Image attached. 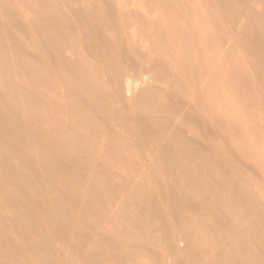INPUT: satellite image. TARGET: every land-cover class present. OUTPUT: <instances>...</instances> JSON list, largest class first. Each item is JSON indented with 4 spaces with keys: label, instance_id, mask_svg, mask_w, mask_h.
I'll list each match as a JSON object with an SVG mask.
<instances>
[{
    "label": "rangeland",
    "instance_id": "374dc122",
    "mask_svg": "<svg viewBox=\"0 0 264 264\" xmlns=\"http://www.w3.org/2000/svg\"><path fill=\"white\" fill-rule=\"evenodd\" d=\"M12 1L0 6L18 42L0 62V264H264V141L243 147L241 128L261 107L237 90L208 100L207 75L141 23L156 0ZM117 3L132 22L118 34ZM236 22L214 32L243 55Z\"/></svg>",
    "mask_w": 264,
    "mask_h": 264
},
{
    "label": "bare ground",
    "instance_id": "6f19581e",
    "mask_svg": "<svg viewBox=\"0 0 264 264\" xmlns=\"http://www.w3.org/2000/svg\"><path fill=\"white\" fill-rule=\"evenodd\" d=\"M19 1V0H17ZM23 1V0H22ZM25 1L27 0H24V4ZM46 1V0H45ZM51 1H55V0H51ZM50 1V2H51ZM59 1V0H58ZM57 1V2H58ZM69 1V0H68ZM73 1V0H72ZM83 1V0H82ZM91 1V0H90ZM126 1V0H125ZM123 0V2H125ZM135 1H138V0H135ZM134 1V2H135ZM205 3L207 4L206 7L204 8V10H202L203 8H199L200 10L202 11H198L195 10V8L193 7V5L191 7H193L194 10L191 9V7H189V2H191V0L188 2L187 4V0L185 2V0H156V3L155 5L151 8L152 10H147V13L145 15H143L141 18V23L144 22V24L146 23H149L151 24V27L153 30L154 28L157 29L159 32L158 34H163L165 37L163 40H167V38H169V43H171V45L174 47L175 46V49L173 50L172 49V46L170 47L171 50L173 51H176L178 52L177 54V58L178 59V62H179V65L182 64L181 66L184 65V67L186 68L187 66L188 68H190V72H192V70H195L196 73L198 75L195 74L194 72V77L195 76H201L202 77V74L204 75H207L206 77V80L202 82V79L204 78H198L197 80L201 79L200 83L202 82L201 85H203L202 87L204 88V90H202L204 93H206V96L207 98L209 97L211 101H214V103L217 102L218 100V103L221 102L222 105H224L225 103H223L222 101V98L224 96V94L228 93V91L230 92H235L237 90L238 92V95L239 97L243 96V101H244V104L248 103V104H254L253 107H258L260 106L261 110H260V113H259V116H256L258 115V113L256 114L255 112H249V114L251 113L252 115L254 114L255 117L253 118H249L247 117L246 115H244V117L242 118V121L241 123V128H242V131H243V137H244V146H247L248 148H251L249 147L250 145L253 147L257 146L259 147L260 146V143H259V140H262L264 141V0H211V3L209 2L210 0H204ZM11 2H13L11 0ZM14 2H16V0H14ZM29 2V0H28ZM38 2V1H36ZM47 2V1H46ZM49 2V1H48ZM76 2V1H75ZM80 2V1H79ZM85 2V1H84ZM106 2V1H105ZM118 2V1H117ZM128 2V1H126ZM146 2V1H145ZM152 2V0H151ZM154 2V1H153ZM194 2V1H193ZM8 3V0H0V6H4L6 7V4ZM18 3V2H17ZM22 3V2H21ZM33 4V2H30V4ZM41 3V2H40ZM73 3V2H71ZM87 2H85L86 4ZM108 3V2H107ZM120 3V2H119ZM119 7L117 8H120L118 11H117V14L119 16V22L116 23L114 21V23L112 25H114L116 23V30L115 32L117 31L118 33H121L124 29L126 30V28H128V26L130 27V22L129 23V20L128 18L131 16L129 14V11H128V14L130 15L128 17V14H126V11H124L125 7L122 6V8L120 7L121 3L119 4ZM148 3V2H147ZM201 2H199L200 4ZM209 3V4H208ZM32 4L30 5L31 8H32ZM45 4V3H44ZM51 4V3H50ZM54 4V3H53ZM57 4H61V2H58ZM68 4V3H67ZM76 4V3H75ZM74 6L72 5V8H77L76 6L78 5H75ZM90 4V2H89ZM94 4V3H92ZM109 4V3H108ZM116 4V3H115ZM143 4V3H142ZM153 4V3H151ZM198 3H196L195 5H197ZM18 5V4H17ZM40 5V4H39ZM47 5V4H46ZM96 5V3H95ZM105 5H107L105 3ZM117 5V6H118ZM125 5V3H124ZM145 5V4H144ZM22 6H25V5H22ZM53 6V5H52ZM51 6V7H52ZM58 5H56V8H57ZM79 6V5H78ZM111 6V5H110ZM139 6V5H138ZM141 6V4H140ZM139 6V7H140ZM2 7V8H4ZM9 7V6H8ZM39 7V6H37ZM60 7V6H59ZM63 7V6H62ZM87 7V6H85ZM91 7V6H90ZM101 7V6H100ZM109 7V6H108ZM200 7V6H199ZM214 7V8H213ZM1 8V7H0ZM10 8V7H9ZM26 8V7H24ZM28 8V6H27ZM46 9V6L43 7ZM70 8V7H69ZM70 9V10H73V9ZM94 8V7H93ZM112 8V7H111ZM111 8L109 7V9L111 10ZM142 8V7H141ZM198 8V7H197ZM6 10V8H4ZM8 9V8H7ZM30 9V8H29ZM38 8H36L35 10H37ZM81 9V8H80ZM149 9V7H148ZM20 10V9H19ZM24 10V9H23ZM34 10V11H35ZM47 10H50L51 9H47ZM64 11V9H62ZM79 9H76V11H78ZM91 10V8H90ZM89 10V12H90ZM99 10V9H98ZM103 10V9H102ZM131 10V9H130ZM1 12V16L3 17L4 15V12L2 13V9L0 10ZM11 11V10H10ZM21 11V10H20ZM27 11V10H26ZM30 10H28V13H29ZM81 11V10H80ZM83 11V10H82ZM87 11H88V7H87ZM94 11V10H93ZM112 11V10H111ZM139 12V10H137ZM9 12V10H8ZM6 11V14L8 13ZM17 12V11H16ZM24 12V11H22ZM31 12V11H30ZM33 12V11H32ZM37 12V11H35ZM65 12V11H64ZM75 12V11H74ZM103 12V11H102ZM113 12V11H112ZM12 13V12H11ZM27 13V14H28ZM48 13V11H47ZM77 13V12H76ZM83 13V12H82ZM91 13V12H90ZM88 13V14H90ZM94 13V12H92ZM137 13V12H136ZM3 14V15H2ZM10 14V12H9ZM25 13H23L24 15ZM31 15H33L32 13H30ZM54 15V13H51ZM73 14V12H72ZM75 14V13H74ZM73 14V15H74ZM78 14H80L78 12ZM113 14V13H112ZM110 13V16L112 15ZM57 15V13L55 14ZM77 14H75L76 16ZM82 15V14H81ZM0 16V17H1ZM6 16V15H5ZM8 16V15H7ZM60 16V15H59ZM80 16V15H78ZM90 16H93V15H90ZM114 16V15H113ZM139 16V15H137ZM29 17V15H28ZM30 17H33V16H30ZM77 17V16H76ZM136 17V16H135ZM5 18V17H4ZM27 18V17H26ZM38 18V17H37ZM36 18V19H37ZM78 18V17H77ZM81 18V16H80ZM82 18H85L82 16ZM113 18V17H112ZM133 18V17H132ZM219 18L221 19V21L219 20ZM31 19V18H29ZM28 19V20H29ZM54 19V17H53ZM56 19V18H55ZM111 19V17H110ZM115 19V18H114ZM130 19V18H129ZM135 19V18H134ZM139 19H140V16H139ZM243 19V21L241 20ZM6 20V19H5ZM27 20V19H26ZM27 20V21H28ZM32 20H35V18H33ZM59 20V19H58ZM79 22H81L80 20L81 19H78ZM94 20H96L94 18ZM98 20V18H97ZM113 20V19H112ZM133 21V19H131ZM237 20H239L238 24H239V27H241L240 25L242 24L243 22V25L240 29L239 32H241V35L239 36V40L242 41L244 47H245V53L243 55L239 54L238 52H236V50H233V49H229V51H231V53H229L227 51V54L226 51H223V45H224V41L223 40H219V37L217 38L218 40H216V36L215 35L216 33L214 32L216 30V25L218 26V30H221L219 29V27H222V26H219L220 25H224L226 27H231L232 28V24L235 25V23L237 24ZM84 21V20H83ZM85 21H86V18H85ZM87 21H90L87 19ZM100 21V20H98ZM140 21V20H139ZM241 21V23H240ZM0 22H1V18H0ZM9 22V21H7ZM37 24L39 21H35ZM127 22L129 25H127ZM212 22V23H211ZM221 22V23H220ZM2 23L1 22V26L2 27ZM10 23V22H9ZM8 23V25H9ZM32 23V22H30ZM91 23V21H90ZM89 22H83V24H90ZM93 23V22H92ZM211 23V24H210ZM215 23V26H213V24ZM227 23H232L231 25H227ZM4 24V23H3ZM11 24V23H10ZM24 24V23H23ZM50 24V23H49ZM140 24V23H139ZM142 24L145 28V25ZM149 24V25H150ZM7 25V26H8ZM33 25H36V24H33ZM48 25V24H47ZM51 25V24H50ZM61 25V24H60ZM83 25V26H84ZM95 25V24H94ZM106 25V23H105ZM122 25V26H121ZM141 25V24H140ZM147 25V27L149 26ZM37 26V25H36ZM40 26V25H39ZM43 25L41 24V27ZM98 26V24H97ZM101 26V25H100ZM121 26V27H120ZM213 26V27H212ZM32 27V26H30ZM48 27V26H47ZM45 27V28H47ZM56 27V26H55ZM59 27V26H58ZM96 27V26H95ZM102 27V26H101ZM107 27V26H106ZM104 27V28H106ZM114 26H112V29H113ZM135 27V26H134ZM142 27V26H141ZM216 27V28H215ZM237 26H235L236 28ZM4 28V26H3ZM6 28V27H5ZM8 28V27H7ZM36 28V27H34ZM44 28V27H43ZM42 28V29H43ZM44 28V29H45ZM93 28V27H92ZM91 28V29H92ZM150 28V27H149ZM215 28V29H214ZM66 29V28H65ZM74 29V28H73ZM86 29V30H85ZM91 29H88V28H84L83 31H87L89 30L88 32L91 31ZM94 29V28H93ZM92 29V31H93ZM102 29V28H99V30ZM109 29V27H108ZM115 29V27H114ZM134 29V28H133ZM230 29V28H229ZM0 30H3L2 28ZM6 30V29H5ZM50 30V29H48ZM58 30V29H57ZM55 29V31H57ZM144 29H142L143 31ZM156 30V31H157ZM224 30V28L222 29ZM242 30V31H241ZM11 31V29L9 30ZM8 31V32H9ZM17 31V29H16ZM14 31V32H16ZM38 31H40L38 29ZM46 30H44L45 32ZM145 31H149V30H144ZM155 30H153L152 32H154ZM238 31V30H237ZM29 32V31H28ZM42 32V31H41ZM87 32V33H88ZM111 32V31H110ZM109 32V33H110ZM116 32V34H118ZM131 32V30H130ZM151 32V31H150ZM149 32V33H150ZM222 31H220L221 33ZM226 32V31H225ZM40 33V32H39ZM46 33V32H45ZM43 33V34H45ZM56 33V32H55ZM85 33V32H83ZM112 33V32H111ZM156 33V32H155ZM223 34H225L224 32H222ZM221 33V34H222ZM47 34V33H46ZM50 34V33H49ZM54 34V33H53ZM128 34V33H127ZM152 34V33H151ZM150 34V35H151ZM154 34V33H153ZM160 34V35H161ZM228 34V33H226ZM13 36H15V34H12ZM52 35V33H51ZM61 35V34H60ZM76 35V34H75ZM85 35V34H84ZM92 35V34H91ZM131 35V34H130ZM220 35V34H219ZM45 36V35H44ZM50 36V35H49ZM90 36V35H89ZM94 36V35H93ZM156 36V35H155ZM162 36V35H161ZM160 36V37H161ZM229 36V35H228ZM16 37V36H15ZM92 37V36H91ZM103 37V36H102ZM118 37H120L118 35ZM116 36V39L118 38ZM133 37V36H132ZM132 37H130L132 39ZM25 38V37H24ZM41 38V37H40ZM46 38V37H45ZM50 38H52L53 40V36H51ZM55 38V37H54ZM82 38V37H81ZM84 38V37H83ZM87 38V37H86ZM89 38V37H88ZM223 39V37H220ZM225 38V36H224ZM38 39V38H37ZM94 39V38H92ZM119 39V38H118ZM129 39V38H128ZM129 39V40H131ZM226 39V38H225ZM45 40V39H44ZM43 40V42H44ZM49 40V39H48ZM47 40V41H48ZM51 40V41H52ZM65 40V39H64ZM86 39L84 38L83 42L85 41ZM142 40V39H141ZM161 40V39H159ZM50 41V40H49ZM56 41V39H55ZM87 41V40H86ZM136 41V39H135ZM229 41V40H228ZM46 42V41H45ZM54 42V41H52ZM61 42V41H60ZM59 42V44H61ZM93 42V41H92ZM95 42V41H94ZM93 42V43H94ZM112 42V41H111ZM110 42V43H111ZM119 42V40H118ZM164 42V41H163ZM168 42V40L165 42V45L166 43ZM236 42V40H235ZM57 43H58V40H57ZM76 44V42H74ZM115 43V42H114ZM113 43V44H114ZM234 43V42H233ZM232 43V44H233ZM18 45V42H17V39L15 38H11V37H8L7 36V31H0V62H1V58L5 57V54L8 52L10 53L9 51H14V50H17L18 48H16V46ZM20 44V43H19ZM55 44V43H54ZM63 44V43H62ZM65 44V43H64ZM106 44V43H105ZM104 44V45H105ZM108 44V43H107ZM229 44V43H228ZM40 45V43L38 44ZM47 45V44H46ZM49 45V44H48ZM58 44H56V47H57ZM86 45V44H84ZM104 45H101V46H104ZM123 45V44H122ZM121 45V46H122ZM169 45V44H168ZM167 45V47H168ZM230 45V44H229ZM228 45V47H229ZM42 46V45H41ZM45 46V45H44ZM97 46V45H96ZM111 46L112 48V45H109ZM19 47V46H18ZM24 47V46H23ZM40 47V46H39ZM50 47V46H49ZM52 47V46H51ZM60 47V46H59ZM89 47V45H88ZM91 47V46H90ZM167 47L165 49H167ZM227 47V46H226ZM227 47V48H228ZM16 48V49H15ZM53 48V47H52ZM50 48V49H52ZM62 48V47H61ZM64 48V47H63ZM94 48V47H93ZM97 48V47H96ZM231 48V46H230ZM14 49V50H13ZM40 49H42L40 47ZM104 49H107L106 46ZM113 49V48H112ZM132 49V48H131ZM161 49V48H160ZM224 49H225V45H224ZM43 50V49H42ZM55 50V49H54ZM92 50V49H91ZM169 50V49H168ZM170 50V52H171ZM11 51V53H12ZM20 51V50H19ZM59 51V50H58ZM76 51V50H75ZM78 51V50H77ZM234 51V52H233ZM18 52V50L16 51V53ZM23 52V51H22ZM61 52H62V49H61ZM66 52V51H65ZM108 52V51H107ZM106 52V53H107ZM167 53H170L168 51H165ZM237 54H236V53ZM7 53V54H8ZM14 53V52H13ZM51 53V52H50ZM56 53V52H55ZM60 53V52H59ZM64 53V52H63ZM105 53V51H104ZM109 53V52H108ZM113 53V52H112ZM20 54V53H19ZM67 54V53H66ZM174 54V53H173ZM172 54V55H173ZM227 54V55H226ZM12 55V54H11ZM11 55H10V60H11ZM16 55V54H15ZM14 55V56H15ZM26 55V54H25ZM36 55V54H35ZM63 55V54H62ZM9 57V55H7ZM13 56V55H12ZM3 57V58H4ZM58 57V56H57ZM64 57V56H63ZM2 58V59H3ZM14 58V57H13ZM16 58V57H15ZM19 58V57H18ZM16 58V59H18ZM67 58V56H66ZM9 59V58H7ZM6 59V60H7ZM15 59V60H16ZM20 59V58H19ZM23 59V58H22ZM31 59V58H30ZM39 59V58H38ZM50 59V58H49ZM13 60V61H15ZM41 60V59H40ZM51 60V59H50ZM53 60V59H52ZM61 60V59H60ZM75 60V59H74ZM21 62V60H19ZM29 61V60H28ZM62 61V60H61ZM18 62V61H16ZM27 62V61H26ZM65 62V61H64ZM76 62V61H75ZM14 63V62H13ZM30 63H31V60H30ZM54 63V62H53ZM69 63V61H68ZM86 63V62H85ZM20 64V63H19ZM39 64V63H38ZM43 64V63H42ZM173 64V63H172ZM18 65V64H17ZM30 66V64H27ZM34 66V64H32ZM67 65V64H66ZM186 65V66H185ZM2 66H3V62H2ZM22 66V65H21ZM84 66V65H83ZM178 66V65H177ZM19 67V66H18ZM17 67V69H18ZM31 67V66H30ZM21 68V67H20ZM35 68V67H34ZM63 68V67H62ZM75 67H73L74 69ZM9 69V68H7ZM26 69V68H24ZM72 69V70H73ZM184 69V68H183ZM182 69V70H183ZM11 70V69H10ZM23 70V68H22ZM28 70V69H27ZM37 70V68H36ZM39 70V69H38ZM49 70V68H48ZM68 70V69H67ZM181 70V71H182ZM188 70V69H186ZM185 70V71H186ZM6 71H9V70H6ZM21 71V70H20ZM19 71V72H20ZM24 71V70H23ZM35 71V70H34ZM47 71V70H46ZM180 71V70H179ZM249 72H253L254 74H250L248 73ZM11 72V71H10ZM9 72V73H10ZM13 72V71H12ZM15 72H18V71H15ZM184 72V71H183ZM189 72V73H190ZM3 73V72H2ZM28 73V72H27ZM40 73V72H39ZM54 73V72H53ZM65 73V72H64ZM79 73V72H77ZM98 73V72H97ZM188 73V72H187ZM22 74H24L22 72ZM33 74V73H31ZM37 74V73H36ZM35 74V76H36ZM50 75V73H48ZM56 74V73H55ZM185 74V73H184ZM6 75V74H5ZM18 75V74H17ZM41 76V74H39ZM48 75V76H49ZM54 75V74H53ZM66 75V74H65ZM21 77V75H18ZM255 79V82L252 83V80L254 77ZM4 77V76H3ZM15 77V75H14ZM23 77V76H22ZM26 77V76H24ZM29 77V75H28ZM53 77V76H52ZM56 77V76H55ZM92 77V76H91ZM193 77V78H194ZM252 77V78H251ZM17 78V77H16ZM19 78V77H18ZM90 78V77H89ZM93 78V77H92ZM191 78V77H190ZM189 78V79H190ZM192 78V79H193ZM15 79V78H14ZM14 79L12 80V83L14 82ZM30 79V78H29ZM36 79V77H35ZM44 78H42L43 80ZM49 79V78H48ZM48 79L46 82H48ZM65 79H67V76L65 77ZM87 79V78H86ZM188 79V78H187ZM196 79V78H194ZM37 80H40L37 78ZM58 80V79H56ZM81 80V79H79ZM18 81V79H17ZM22 81V80H21ZM26 81V80H25ZM182 81V80H181ZM16 82V81H15ZM20 82V81H19ZM31 82V81H30ZM29 82V83H30ZM37 82V81H36ZM66 82H69L68 79ZM195 83H197V81H194ZM3 83V82H2ZM18 83V82H17ZM49 83V82H48ZM55 83V82H54ZM74 83V82H73ZM78 83V82H77ZM83 83V82H82ZM85 83V82H84ZM88 83V82H87ZM9 84V83H8ZM7 84V85H8ZM21 85V83H19ZM75 84V83H74ZM73 84V85H74ZM79 84V83H78ZM199 84V83H197ZM197 84H195V86H197ZM254 84V85H253ZM3 85V84H2ZM14 85V84H13ZM17 85V84H16ZM15 85V86H16ZM55 85V84H54ZM80 85V84H79ZM199 85V87L201 86ZM258 85V86H257ZM76 86V85H75ZM78 86V85H77ZM81 86V85H80ZM5 87V86H4ZM9 87V86H8ZM36 87V86H35ZM15 88V87H14ZM25 88V87H24ZM23 88V89H24ZM81 89V87H79ZM88 88V87H87ZM202 88V89H203ZM7 89V88H6ZM17 89V87L15 88ZM19 89H20V86H19ZM26 89V88H25ZM78 89V88H77ZM79 89V90H80ZM91 89V88H90ZM130 89V88H129ZM197 89V88H196ZM199 89V88H198ZM27 90V89H26ZM56 90V88H55ZM75 90V89H74ZM83 90V89H82ZM81 90V91H82ZM9 91V90H8ZM16 91V90H15ZM100 91V90H99ZM11 92V91H10ZM28 92V91H27ZM30 92V90H29ZM90 92V91H89ZM95 92V91H94ZM16 93V92H15ZM59 93V92H58ZM231 93V94H233ZM249 93H250V96H249ZM17 94V93H16ZM15 94V95H16ZM51 94V93H50ZM236 95V92L234 93ZM20 95V93H19ZM48 95V94H47ZM53 95V94H52ZM60 95V94H59ZM228 95V94H226ZM230 95V94H229ZM234 95V96H235ZM61 96V95H60ZM233 96V97H234ZM232 96H228L226 100H224L225 102H227V106L228 105H231V107L234 105H232V103H234L232 100H238V101H235V104L237 102V104L240 105V99H235V98H231ZM208 98V100H209ZM24 99V98H23ZM29 99V97H28ZM32 99V98H30ZM29 99V100H30ZM62 100L63 97L61 98ZM232 99V100H231ZM41 100V99H40ZM216 101V102H215ZM232 101V102H231ZM250 103H249V102ZM29 102V101H28ZM31 102V101H30ZM43 102V101H42ZM49 102V101H48ZM63 102V101H62ZM252 102V103H251ZM51 103V102H50ZM212 103V104H214ZM60 104V103H59ZM62 104V103H61ZM220 104V103H219ZM244 104H243V107H244ZM255 104H257L255 106ZM259 104V105H258ZM34 105V104H32ZM74 105V104H73ZM78 105V104H77ZM215 105V104H214ZM26 106V105H25ZM31 106V105H30ZM63 106V105H62ZM216 106H217V103H216ZM214 106V107H216ZM221 106V104H220ZM33 107V106H32ZM38 107V106H37ZM61 107V106H60ZM242 107V108H243ZM248 107H251V106H248ZM247 105H245V108H247ZM35 108V107H34ZM234 108V106H233ZM240 108V106H239ZM29 109V108H28ZM61 109V108H60ZM63 109V108H62ZM219 109V107H218ZM227 108L224 107V110H223V106L220 108L221 112L223 111H226ZM231 109V108H230ZM246 109V110H247ZM252 109V108H251ZM33 110V109H32ZM38 110V109H37ZM42 110V109H41ZM54 110V109H53ZM64 110V109H63ZM242 110V109H240ZM244 110V111H246ZM34 111V110H33ZM45 111V110H44ZM43 111V113H44ZM232 111V110H231ZM249 111V110H247ZM253 111V110H251ZM38 112V111H37ZM230 112V110H229ZM228 112V113H229ZM72 113V112H71ZM224 113V112H223ZM227 113V114H228ZM242 113V112H241ZM41 114V113H40ZM248 114V116H249ZM1 115V114H0ZM4 115V114H3ZM251 115V116H252ZM6 116V114L4 115ZM228 116H230L228 114ZM243 116V114H242ZM246 116V117H245ZM224 117V116H223ZM239 117V116H238ZM12 118V117H11ZM7 119V118H6ZM9 119V118H8ZM240 120V119H239ZM1 121V120H0ZM234 121V120H233ZM5 122V121H4ZM62 122V121H61ZM66 123V122H65ZM84 123V122H83ZM240 123V122H239ZM88 124V123H87ZM86 124V125H87ZM228 124V123H227ZM232 124V123H231ZM3 125V124H1ZM5 125V124H4ZM7 127V126H5ZM52 127V126H51ZM84 127V126H83ZM244 127V129H243ZM54 128V127H53ZM52 128V129H53ZM7 129V128H6ZM58 129V128H57ZM56 129V130H57ZM72 129V128H71ZM81 129V127H80ZM247 130H249L247 132ZM84 131V130H83ZM246 131V132H245ZM2 132V131H1ZM7 132V131H5ZM81 132V131H80ZM79 132V133H80ZM245 132V133H244ZM252 132V137L248 138L249 136H247L248 134L251 135ZM4 133V132H3ZM56 133V132H55ZM78 133V134H79ZM247 133V135H246ZM82 136V135H81ZM80 136V137H81ZM7 137V136H6ZM5 140V139H4ZM14 140V139H13ZM90 140V138H89ZM2 143V142H1ZM251 143V144H250ZM10 144V143H9ZM8 144V145H9ZM14 144V143H13ZM234 144V143H233ZM11 145V144H10ZM241 145V144H240ZM238 145L237 147L240 148ZM249 145V146H248ZM236 146V144H235ZM1 147V146H0ZM23 147V146H22ZM25 147V146H24ZM14 148V147H13ZM256 148V147H255ZM243 149V148H242ZM6 150V149H4ZM19 152V151H18ZM7 154V153H6ZM14 154V153H13ZM16 156V155H15ZM19 156V155H17ZM9 157V156H7ZM13 157V156H12ZM258 157V156H257ZM14 158V157H13ZM22 158V157H21ZM262 158V157H261ZM150 159V158H148ZM23 160V158H22ZM16 161V160H15ZM22 162V161H21ZM262 162V161H261ZM13 164V162L11 163ZM264 165V164H263ZM263 169H264V166H263ZM5 170V169H4ZM20 171V170H19ZM23 173V171H22ZM21 173V174H22ZM11 175V174H10ZM7 176V175H6ZM25 177V176H24ZM11 178V177H10ZM20 179V178H19ZM21 181V180H20Z\"/></svg>",
    "mask_w": 264,
    "mask_h": 264
}]
</instances>
